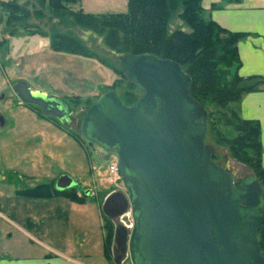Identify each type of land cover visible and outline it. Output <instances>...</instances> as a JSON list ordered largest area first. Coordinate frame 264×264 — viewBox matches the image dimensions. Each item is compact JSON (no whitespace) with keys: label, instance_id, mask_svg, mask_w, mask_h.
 Returning a JSON list of instances; mask_svg holds the SVG:
<instances>
[{"label":"water","instance_id":"1","mask_svg":"<svg viewBox=\"0 0 264 264\" xmlns=\"http://www.w3.org/2000/svg\"><path fill=\"white\" fill-rule=\"evenodd\" d=\"M80 32L89 47L104 50L102 38ZM118 60L141 97L126 106L116 91L105 92L78 126L90 148L116 152L127 191L111 192L102 204L115 224L112 264L127 256L132 264H264L258 238L263 187L255 175L238 178L214 160L215 147L205 143L209 112L194 98L192 78L177 62L153 55ZM14 90L22 103L71 126L66 100L24 81ZM74 186L68 175L56 183L58 191ZM128 212L131 228L120 220Z\"/></svg>","mask_w":264,"mask_h":264},{"label":"crops","instance_id":"2","mask_svg":"<svg viewBox=\"0 0 264 264\" xmlns=\"http://www.w3.org/2000/svg\"><path fill=\"white\" fill-rule=\"evenodd\" d=\"M127 6L128 0H98L96 7L103 9L92 14L125 13ZM202 6L204 18L232 32L248 34L238 45L242 62L239 75L264 77V0H202ZM75 59L79 63L78 71L67 72V78L54 76L61 86L32 85V89L69 103L75 97L97 99L118 79L97 59L81 56ZM83 67L87 68L84 73ZM232 107L244 120L260 123L264 167V89L245 95ZM19 109L22 115L17 114L10 124L7 125L5 117L2 129L8 128L12 135L0 141V161L8 172L2 177L6 183L1 181L0 185V264H110L105 253L101 204L91 197L77 203L63 197L38 199L18 193L38 185L54 184L61 176L68 175L80 183L81 187L75 188L77 194L87 195L88 180L93 177L87 141L76 139L28 106ZM15 179L27 184L20 187ZM74 226L78 231L90 229L86 234L90 242L83 255L71 247Z\"/></svg>","mask_w":264,"mask_h":264},{"label":"trees","instance_id":"3","mask_svg":"<svg viewBox=\"0 0 264 264\" xmlns=\"http://www.w3.org/2000/svg\"><path fill=\"white\" fill-rule=\"evenodd\" d=\"M81 1L39 0V3L43 5L46 3L54 17L67 18L74 27L101 37L104 50L99 52L92 49L70 30L67 33L52 31L49 38L50 49L97 59L124 81L121 69L108 65L107 60L103 58L104 55H112L116 58L128 54L153 55L159 59L177 62L192 78L194 98L205 108H210L207 132L209 129V133L214 132L221 144H228L230 153L247 164L264 190L260 123L256 120H244L232 107L245 95L264 89V77H243L238 73L242 66L238 45L248 34L232 32L216 21L204 18L202 0H128L125 13L111 14L86 13L82 9L72 10L71 6ZM0 5L8 9L7 17L3 16V19H6L5 30L9 36H18L19 27L22 29L29 27L26 24V19L30 16L29 10L14 0L9 3L0 2ZM37 16L42 17V14L37 12ZM176 17L181 21L178 27L174 26ZM27 33L45 35L39 29H30ZM120 80L106 89V92L115 91ZM126 83L127 89L120 98L126 106H132L140 96L133 85L127 81ZM88 102L89 99L86 100V103ZM38 113L41 115L39 110ZM49 119L66 129L76 139L86 142L78 132L71 131L52 118ZM219 124L232 128L237 133V137L227 143L217 130ZM248 151L252 154L248 155ZM214 160L217 162L216 155ZM73 189L58 191L52 183L38 185L18 193L30 198L63 197L83 203L85 198L79 197ZM105 218L107 222L105 229L109 232L105 253L109 258L108 245L109 243L111 245L113 226L108 218ZM258 238L264 251V218Z\"/></svg>","mask_w":264,"mask_h":264},{"label":"rangeland","instance_id":"4","mask_svg":"<svg viewBox=\"0 0 264 264\" xmlns=\"http://www.w3.org/2000/svg\"><path fill=\"white\" fill-rule=\"evenodd\" d=\"M23 8H26L30 12V16L26 19V24L29 26L27 29L18 28L17 35L18 36H9L5 34L0 35V110L5 114L7 119V125L11 122L15 121V116L19 114L22 115L19 109V106L22 108L25 105H19L20 101L15 97V94L12 90L14 84L20 80H26L32 85L43 86L54 88L56 86H61V81L54 76H64L67 78V72L78 71L79 63L76 58L77 55L69 54L66 52H55L50 49V34L52 31H58L60 33H67L69 30L73 31L76 35L80 37L81 32L80 29L74 27L67 18L58 19L53 16V14L49 11L47 4H40L39 0H14ZM98 0H82L80 3L71 6L72 10L78 11L83 9L86 13H97V11H101L103 8H97L96 3ZM0 2L9 3L11 0H0ZM127 11V10H126ZM8 9L4 6L0 5V16L7 17ZM37 12L42 14V17L37 16ZM5 21L0 29L5 30ZM181 21L179 18H175L174 26H180ZM39 29L45 35L35 34L28 35L29 30ZM83 31V30H82ZM90 33L88 31H84ZM101 38V37H100ZM101 46L103 47V41L101 42ZM103 56V55H101ZM103 58L107 60L108 65H111L115 68H120L119 60L115 56L104 55ZM74 62V63H73ZM77 62V63H76ZM108 68V67H107ZM86 67H83V73L86 71ZM110 69V68H108ZM111 70V69H110ZM113 71V70H112ZM58 72V74H57ZM65 72V73H63ZM114 72V71H113ZM115 73V72H114ZM116 74V73H115ZM117 76V74H116ZM117 80H120L116 87V92L121 97L124 95L125 90L127 89L126 80L124 81L122 77L117 76ZM69 79V78H68ZM114 85V84H113ZM112 85V86H113ZM111 86V87H112ZM74 88V86H71ZM62 88L67 89L66 86H62ZM46 93V92H45ZM141 97V93H139ZM52 95V94H49ZM2 96H5V98ZM54 96V95H53ZM95 98L89 99L90 102L86 103V100H78L76 97L71 98L69 100V105L72 107L74 118L71 126H69L71 131L78 132V126L80 120L82 119L85 111L89 108V104L95 102ZM29 108V107H28ZM34 110L32 108H29ZM207 110L210 108H206ZM35 111V110H34ZM238 112V111H237ZM240 116V115H239ZM241 117V116H240ZM4 129V131H3ZM0 128V141L1 138H10L12 135V131L8 132V128ZM217 130L219 134L229 143L237 137V133L229 127L224 126L223 124L217 125ZM8 134V135H7ZM261 141V137H260ZM227 142V143H228ZM205 143L212 145L216 149L217 163L222 167H225L231 170L236 177L242 178L247 175L253 174L252 170L245 164V162L239 161L234 155L230 153L228 144H221L218 139L215 137L214 132L206 133ZM85 144V143H84ZM262 146V142H261ZM263 150V146H262ZM89 161L91 160V166L93 170V177L88 180L87 190L90 192L86 195V193L82 192L79 197H91V199L98 202V204L102 205L105 197L113 191H123L127 193L125 186L121 180H116L115 175L110 174V166L116 160L117 155L116 152L107 154L103 149L99 146L95 145L92 149L88 147ZM252 152L248 151V155H251ZM263 165V164H262ZM1 161H0V185L4 175L8 174L5 172ZM254 175V174H253ZM15 182L18 186L24 187L27 184L24 181H19L15 179ZM4 183H6L4 181ZM40 183V182H36ZM75 187H81L80 183ZM75 189V188H74ZM73 189V190H74ZM109 220V219H108ZM121 222L127 226L128 228L132 227V217L131 213L128 212L124 217H122ZM105 226H106V218L104 217ZM111 226H113V233L111 239V245L109 243V254H110V264L113 263V252H112V242H113V234L115 224L113 221L109 220ZM74 226L72 228V236H71V247L75 250L76 253L83 255L85 247L88 246L90 240H88L86 234L89 232V228H84L80 231ZM108 233L105 229L104 233V246H106V239L108 238ZM1 238V234H0ZM1 247V240H0ZM91 249V248H90ZM122 264H132L130 257H126Z\"/></svg>","mask_w":264,"mask_h":264},{"label":"flooded vegetation","instance_id":"5","mask_svg":"<svg viewBox=\"0 0 264 264\" xmlns=\"http://www.w3.org/2000/svg\"><path fill=\"white\" fill-rule=\"evenodd\" d=\"M3 23H4V19H3L2 16H0V27L3 25ZM4 26H5V24H4ZM3 31L5 32V34H7V33H6V30H4V29H0V35L3 34ZM7 35H8V34H7ZM22 81L26 82V83L29 85V87L32 89L31 84H30L28 81H26V80H20V81H18V82H16V83L14 84V86L12 87V90H13V92H14V94H15V97L20 101L19 105H25V106H28L29 108H32V109H34V110L37 111V112H38V110H39L40 113H41V110H40L39 108H37V107H35V106H31V105H26V104L22 103L21 100H20V98H19V96H18V94L15 92V90H14L15 86H16L19 82H22ZM33 90H34V89H33ZM3 97L5 98V96H2V98H3ZM41 115L43 116L42 113H41ZM44 117H45V116H44ZM2 123H3V124H2ZM5 124H6L5 115H4V113L0 110V128H2ZM68 128H70V127H68ZM57 181H58V180H57ZM57 181L54 183L55 188H56V183H57ZM73 188H76V187L74 186ZM73 188H70V189H73ZM56 190H57V189H56ZM66 190H69V189H66ZM66 190H64V191H66Z\"/></svg>","mask_w":264,"mask_h":264},{"label":"built area","instance_id":"6","mask_svg":"<svg viewBox=\"0 0 264 264\" xmlns=\"http://www.w3.org/2000/svg\"><path fill=\"white\" fill-rule=\"evenodd\" d=\"M110 174L111 175H115L116 177V180H120V176H119V173H118V160L116 158V160L112 163V165L110 166Z\"/></svg>","mask_w":264,"mask_h":264}]
</instances>
